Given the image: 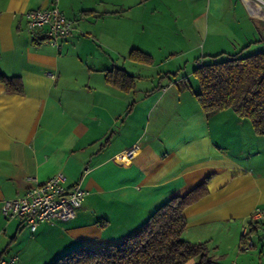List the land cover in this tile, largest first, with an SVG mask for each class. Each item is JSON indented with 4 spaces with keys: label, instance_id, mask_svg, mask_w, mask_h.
<instances>
[{
    "label": "crops",
    "instance_id": "obj_1",
    "mask_svg": "<svg viewBox=\"0 0 264 264\" xmlns=\"http://www.w3.org/2000/svg\"><path fill=\"white\" fill-rule=\"evenodd\" d=\"M50 3L0 0V74L22 83L9 92L0 80L1 254L51 264L81 244L115 243L195 189L182 238L205 242L215 264H264L242 237L264 207V135L231 108L206 113L193 74L197 60L264 51V19L243 0H58L73 28L56 48L26 27V12ZM114 68L133 86L108 82ZM133 144L131 160L115 158ZM57 172L88 191L75 217L31 231L3 214V200ZM255 225L252 240L264 238Z\"/></svg>",
    "mask_w": 264,
    "mask_h": 264
},
{
    "label": "trees",
    "instance_id": "obj_2",
    "mask_svg": "<svg viewBox=\"0 0 264 264\" xmlns=\"http://www.w3.org/2000/svg\"><path fill=\"white\" fill-rule=\"evenodd\" d=\"M131 57L147 60L148 55L133 49ZM193 74L198 90L195 96L206 113L231 108L240 118L251 122L256 134L264 135V51L231 54L225 59L196 66ZM9 92H22L18 76L0 74ZM106 80L122 88L133 86L132 76L114 68ZM202 192L195 189L169 198L152 212L133 233L102 247L78 245L51 264H215L205 242L193 243L182 238L187 222L184 210ZM262 223V222H261ZM256 225L249 233L257 234Z\"/></svg>",
    "mask_w": 264,
    "mask_h": 264
},
{
    "label": "built area",
    "instance_id": "obj_3",
    "mask_svg": "<svg viewBox=\"0 0 264 264\" xmlns=\"http://www.w3.org/2000/svg\"><path fill=\"white\" fill-rule=\"evenodd\" d=\"M243 1L252 15L264 19V0ZM26 19L27 30L32 35L39 32L41 38L56 48L60 47L61 39L73 28V22L59 9L58 0H51L49 6L27 11ZM195 64L201 66L202 61L197 60ZM137 150L138 145L133 144L115 158L120 161L131 160ZM87 193L79 182L67 186L66 176L62 172H57L29 186L22 196L3 200L1 211L8 218H21L30 230L34 231L41 222L55 219L66 221L75 217ZM259 222H264V207L254 209L248 225L242 232V237L247 238V248L253 246L249 228ZM16 261L17 255L4 257L0 251V264H15Z\"/></svg>",
    "mask_w": 264,
    "mask_h": 264
},
{
    "label": "rangeland",
    "instance_id": "obj_4",
    "mask_svg": "<svg viewBox=\"0 0 264 264\" xmlns=\"http://www.w3.org/2000/svg\"><path fill=\"white\" fill-rule=\"evenodd\" d=\"M221 59H225V57H221L218 58L217 60H221ZM187 65H189V67H191L192 65V58H190V60L188 61ZM194 82L196 83V79L194 80ZM254 243H255V247L253 248V250H256V252H259L260 254H262V252H264V238L261 239H253ZM261 256H264V254H262Z\"/></svg>",
    "mask_w": 264,
    "mask_h": 264
}]
</instances>
